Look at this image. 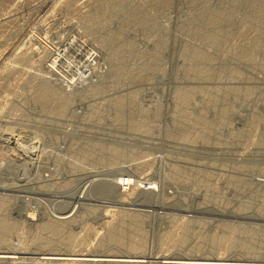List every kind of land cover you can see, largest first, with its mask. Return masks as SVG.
Instances as JSON below:
<instances>
[{
  "label": "rangeland",
  "instance_id": "obj_1",
  "mask_svg": "<svg viewBox=\"0 0 264 264\" xmlns=\"http://www.w3.org/2000/svg\"><path fill=\"white\" fill-rule=\"evenodd\" d=\"M0 146V264L264 259V0H0Z\"/></svg>",
  "mask_w": 264,
  "mask_h": 264
},
{
  "label": "bare ground",
  "instance_id": "obj_2",
  "mask_svg": "<svg viewBox=\"0 0 264 264\" xmlns=\"http://www.w3.org/2000/svg\"><path fill=\"white\" fill-rule=\"evenodd\" d=\"M140 10V9H139ZM83 44V43H82ZM56 57L55 56L53 59H51V64L48 65L49 71L52 73H55L57 76H61V74L56 70L55 68V63H56ZM93 58H95V55L93 53H89V56H86L83 58V65H90L92 63ZM58 60V59H57ZM94 64V63H93ZM77 68V67H76ZM66 75V74H65ZM63 76V75H62ZM61 76V77H62ZM60 78V77H59ZM72 77L69 79L71 80ZM64 79V78H63ZM65 80V79H64ZM68 83H71V81H68ZM69 85V84H68ZM73 85V84H72ZM46 96V95H45ZM13 117V116H12ZM11 117V118H12ZM13 119V118H12ZM2 120V119H1ZM40 121V120H39ZM256 123V122H255ZM192 124V123H191ZM189 125V124H188ZM204 125V124H203ZM202 125V126H203ZM217 125V124H216ZM192 126V125H191ZM221 126V125H220ZM199 127V126H198ZM256 127V126H255ZM8 128V127H7ZM197 128V127H196ZM221 128V127H220ZM243 128V127H242ZM258 128V127H257ZM172 129V128H171ZM188 129V128H187ZM199 129V128H198ZM216 130V128H215ZM234 130V129H233ZM255 130V129H254ZM253 130V131H254ZM214 131V130H213ZM227 131V130H226ZM231 131V130H230ZM247 131V130H246ZM171 132V131H170ZM186 132V131H185ZM205 132V131H204ZM219 132V131H218ZM258 132V131H257ZM9 133V132H8ZM178 133V132H177ZM261 133V132H260ZM187 134V133H186ZM192 134V133H191ZM243 134V133H242ZM249 134V133H248ZM232 135V134H230ZM229 135V136H230ZM239 135V134H238ZM245 135V134H244ZM227 136V135H226ZM14 137V136H13ZM220 137V136H218ZM233 137V136H232ZM255 137V136H254ZM246 138V137H245ZM262 138V137H261ZM191 139V138H190ZM204 139V138H203ZM241 139V138H240ZM252 140V139H251ZM17 141V140H16ZM246 141V140H245ZM208 142V141H207ZM222 142V141H220ZM246 143V142H245ZM250 143V142H249ZM263 143V142H262ZM202 144V143H201ZM238 144V143H237ZM224 145V144H223ZM241 145V144H240ZM211 146V145H210ZM1 147V146H0ZM208 147V146H207ZM213 147V146H212ZM234 147V146H233ZM5 148V147H4ZM238 148V147H237ZM243 148V147H242ZM211 149V148H210ZM8 150V149H7ZM216 150V149H215ZM223 150V149H222ZM241 150V149H240ZM254 153V152H253ZM243 154V153H242ZM263 154V153H262ZM236 156V155H235ZM264 156V155H263ZM239 158V157H238ZM221 159V158H220ZM237 159V158H236ZM254 160V159H253ZM247 162V161H246ZM40 163V162H39ZM8 166V165H7ZM212 167V166H211ZM239 167V166H238ZM245 167V166H244ZM7 168V167H6ZM221 169V168H220ZM227 171V170H226ZM243 171V170H242ZM179 172V171H178ZM199 173V172H198ZM227 173V172H226ZM230 173V171H229ZM233 173V172H232ZM244 173V172H243ZM185 174V173H184ZM191 174V173H190ZM86 175V174H85ZM206 175V174H205ZM227 175V174H226ZM229 175V174H228ZM173 176V174H172ZM248 175H246L247 177ZM251 176V175H250ZM225 177V176H224ZM233 177V176H232ZM133 178V177H132ZM198 178V177H197ZM206 178V177H205ZM238 179V177H237ZM253 179V178H252ZM139 180V179H138ZM82 181V180H81ZM13 182V181H12ZM134 182V181H133ZM225 182V181H224ZM251 182V181H250ZM83 183V182H82ZM245 183V182H244ZM100 184V183H99ZM98 184V185H99ZM215 184V183H214ZM264 184V183H263ZM3 185V184H2ZM75 185V184H74ZM216 185V184H215ZM236 185V184H235ZM11 186V185H10ZM34 186V185H33ZM86 185H81L82 191L83 189L85 190L87 187ZM117 186H119L117 184ZM135 188H138L139 185L137 186V183L135 185ZM245 186V185H244ZM252 186V185H251ZM35 187V186H34ZM78 187V186H77ZM99 187V186H98ZM209 187V186H208ZM21 188V187H20ZM28 188V187H27ZM31 188V187H30ZM134 188V187H133ZM115 189V188H114ZM116 189H120V186ZM27 190V189H26ZM29 190V189H28ZM25 191V190H24ZM41 191V190H40ZM101 191V190H100ZM36 192V191H35ZM111 192V191H110ZM117 192V191H116ZM122 192V191H121ZM236 192V191H235ZM42 193V191H41ZM66 193V192H65ZM87 193V191H86ZM56 194V193H55ZM58 194V193H57ZM99 194V193H98ZM87 195V194H86ZM262 195V194H261ZM83 196V195H82ZM9 197V196H8ZM79 197V196H78ZM126 197V196H125ZM16 198V197H15ZM84 198V197H83ZM103 198V197H102ZM106 199V198H105ZM129 199V198H128ZM264 200V199H263ZM164 201V200H163ZM261 201V200H260ZM65 202V201H64ZM101 202V201H100ZM121 202V201H120ZM56 203V202H55ZM58 203V202H57ZM60 203V202H59ZM67 203V202H66ZM157 203V202H156ZM211 203V202H210ZM216 203V202H215ZM2 204V203H1ZM6 204V203H5ZM212 204V203H211ZM80 205V204H79ZM82 205V204H81ZM102 205V204H101ZM100 205V206H101ZM16 206V205H15ZM93 206V205H92ZM203 206V205H202ZM201 206V207H202ZM261 206V205H260ZM86 207V206H85ZM91 207V206H90ZM200 207V206H199ZM163 208V207H162ZM212 208V207H211ZM214 208V207H213ZM234 208V207H233ZM92 209V208H91ZM90 209V210H91ZM177 209V208H176ZM237 209V208H236ZM243 209V208H242ZM257 209V208H256ZM84 210V209H83ZM204 210V209H203ZM218 210V209H217ZM250 210V209H249ZM259 210V209H258ZM137 211V210H135ZM141 212V211H140ZM156 212V211H155ZM215 212V211H214ZM231 212V211H230ZM240 212V211H239ZM258 212V211H257ZM118 213V212H117ZM122 213V212H121ZM158 213V212H157ZM210 213V212H209ZM212 213V212H211ZM221 213V212H220ZM124 214V213H123ZM225 214V213H224ZM232 214V213H229ZM235 214V213H233ZM257 214V213H255ZM162 215V214H161ZM148 216V215H147ZM263 216V215H262ZM187 217V216H186ZM66 217H60L59 219H64ZM190 218V217H189ZM251 218V217H250ZM57 219V218H56ZM3 220V219H2ZM4 221V220H3ZM2 221V222H3ZM7 222V221H6ZM54 222V221H53ZM140 222V221H139ZM206 222V221H205ZM6 225V223H4ZM247 225V224H246ZM233 226V225H232ZM241 226V225H240ZM1 227V226H0ZM3 227V226H2ZM11 227V226H10ZM231 227V226H230ZM232 228V227H231ZM4 229V227H3ZM247 229V228H246ZM263 230V229H262ZM117 234V233H116ZM263 236V235H262ZM262 238V237H261ZM260 238V239H261ZM180 239V238H179ZM108 240V239H107ZM177 241V240H176ZM263 242V241H262ZM231 245V244H230ZM119 246V245H118ZM197 246V245H196ZM125 247V246H124ZM128 247V246H127ZM232 247V246H231ZM14 248V247H13ZM16 248V247H15ZM141 248V247H140ZM201 248V247H200ZM229 248V247H228ZM12 249V248H11ZM127 249V248H126ZM136 249V248H135ZM145 250V249H144ZM90 251V250H88ZM63 252V251H62ZM83 252V250H82ZM98 252V250H97ZM234 252V251H233ZM242 252V251H241ZM28 252L21 251L20 249L15 250H0V262H13L17 260L18 258H22V254H26ZM32 253V252H29ZM148 253V252H147ZM156 253V252H155ZM260 253V252H259ZM195 254V253H194ZM214 254V253H213ZM244 254V253H243ZM144 255V254H143ZM178 255V254H177ZM176 255V256H177ZM147 255H139L134 254V255H118V254H93V253H80V252H70V253H53V252H39L37 259L42 262L43 264H55V263H60V264H149L151 261L145 258ZM175 255H159L157 257H153L155 260L154 262L158 264H264V259H235V258H229V257H199V256H180L178 255L177 257L180 256V258H175ZM209 256V255H208ZM253 256V254H252ZM151 258V257H150ZM37 261V262H38Z\"/></svg>",
  "mask_w": 264,
  "mask_h": 264
},
{
  "label": "built area",
  "instance_id": "obj_3",
  "mask_svg": "<svg viewBox=\"0 0 264 264\" xmlns=\"http://www.w3.org/2000/svg\"><path fill=\"white\" fill-rule=\"evenodd\" d=\"M118 185L120 186V188L122 190H125L127 189L128 187H135L136 184H133L132 183V179L128 176H121L118 180ZM137 185L141 186L142 188H147L148 186H150V184L148 183H141V182H138ZM137 191L139 192H146L145 190H142V189H137Z\"/></svg>",
  "mask_w": 264,
  "mask_h": 264
}]
</instances>
